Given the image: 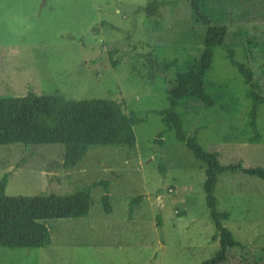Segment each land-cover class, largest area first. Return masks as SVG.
Instances as JSON below:
<instances>
[{
  "label": "rangeland",
  "instance_id": "obj_1",
  "mask_svg": "<svg viewBox=\"0 0 264 264\" xmlns=\"http://www.w3.org/2000/svg\"><path fill=\"white\" fill-rule=\"evenodd\" d=\"M152 1L0 0V103L30 90L39 100L58 98L64 119H70L55 122L47 109L38 112L42 118L27 114L23 122L26 113L17 112L24 106L0 105V136L6 141L0 142V179L9 174L5 194L51 234L48 248H29V239L0 208V264H200L218 251L202 192L203 164L171 131L162 147L152 141L164 129L154 111L167 107L176 70L155 75L144 60L151 53L182 66L199 52L205 28L188 0H158L156 15L148 17L144 8ZM205 2L215 24L264 31V0ZM234 51L236 61L258 71L243 47ZM205 88L213 105L187 99L178 109L186 135L207 152L218 149L222 165L264 168V105L252 143L247 86L219 47ZM130 112L144 122L128 125ZM101 139L111 144H95L75 169L62 168L65 143ZM97 181L109 183L110 214L101 205L103 187L87 193ZM138 197L130 214L129 203ZM215 197L234 239L264 249V183L226 172ZM252 257L231 250L225 264H249Z\"/></svg>",
  "mask_w": 264,
  "mask_h": 264
},
{
  "label": "trees",
  "instance_id": "obj_2",
  "mask_svg": "<svg viewBox=\"0 0 264 264\" xmlns=\"http://www.w3.org/2000/svg\"><path fill=\"white\" fill-rule=\"evenodd\" d=\"M188 1L190 2L191 10L194 11L195 18L205 28V35L199 52L186 60L182 66L176 65L178 63L177 60H162L151 53H147L144 57L145 65L150 68L152 74L164 73L172 68L176 70L174 84L166 92L167 107L154 111L155 114L160 116V121L164 129L159 131L153 143L161 145L165 132L171 131L174 133L175 140L183 144L186 149L190 151L194 159L202 163L205 168V179L202 184V192L205 198V207L209 211L210 218L214 225L215 234L212 239L218 241L219 249L212 258L200 264H225L231 250L239 251L243 256L252 254L253 257L249 264L264 263V249H250L243 246L234 239L232 233L225 227L224 223L228 219V215L225 212L218 211L217 199L215 197V189L219 182V177L223 173L241 172L249 176L257 177L264 183V168H247L244 167L241 162L222 165L219 161V154L217 152H207L197 142L196 138H191L186 135L183 130L182 116L178 110L182 102L187 99H195L208 106L213 105L214 101L205 88V77L207 72L211 69L214 51L219 47L225 52L226 58L229 60L230 64L238 70L239 75L243 78L247 86L246 96L251 101L248 111L247 127L255 132V137L248 138V141L252 143L257 142L258 108L260 105H264V95H262V92L260 93L261 81L264 80V31L260 30L261 32L258 33L250 32L248 29L235 28L232 23L215 24L213 15L207 7L205 0ZM159 8L160 2L158 0H153L144 8V11L148 17H154ZM240 46L245 50L247 62L252 65L256 64L258 71H252V69L245 64L236 61L234 49ZM115 54L116 51L109 52L111 61ZM112 64L114 67L117 66V62L115 61H113ZM48 100L49 101L39 100L36 94L29 90L24 99L7 101L6 103H0V105L7 107V104L16 102L17 106H24L22 108L27 111L25 110L22 112L18 110L17 112L18 115L26 113L22 119L23 122H26L27 114H31V118L33 119L35 116L42 118V114L38 112L47 109H49L47 116L53 117L55 122H58L56 120L59 118L64 119L65 104L59 101L58 98ZM7 110L11 111V109L8 108ZM13 113L15 112L13 111ZM65 121H70V119H64L63 122L65 123ZM142 122H144V119L138 117V112H130L128 125L138 126ZM119 127L121 126L119 125ZM56 129H58V125ZM20 131L21 130H18L16 132ZM6 133L10 134L9 131H6L4 133L5 137L7 136ZM126 134L131 138L129 132H126ZM36 136H39V133L34 134L35 138ZM2 138L3 137L0 136V142H2V140L6 142L5 139ZM28 140L27 138V141ZM108 140L109 139H101L99 143L94 141L65 143L62 168L66 171L73 170L85 159L91 146L95 144H111ZM31 145L32 142H29L28 146ZM161 167L162 166H160V168ZM8 178L9 174L5 173L0 179V208L12 216L16 225L29 239V248H48L51 244L50 228L29 219L22 208L5 195ZM108 185L109 183L107 181H98L93 182L87 188V193H89L92 188L98 186L104 187L106 192L101 198V205L106 215L111 213L107 195ZM140 201L141 197H138L129 203L130 214L132 208L137 206ZM156 224L158 228H161L162 223L158 217L156 218Z\"/></svg>",
  "mask_w": 264,
  "mask_h": 264
},
{
  "label": "crops",
  "instance_id": "obj_3",
  "mask_svg": "<svg viewBox=\"0 0 264 264\" xmlns=\"http://www.w3.org/2000/svg\"><path fill=\"white\" fill-rule=\"evenodd\" d=\"M24 98H25V97H24ZM24 98H21V99H24ZM158 116H159V115H158ZM159 117H160V116H159ZM142 119H144V118H142ZM139 125H140V124H139ZM130 126H131V125H130ZM130 136H131V134H130ZM131 138H132V137H131ZM154 139H155V138H154ZM154 139H153V140H154ZM153 140H152V141H153ZM159 146H161V147L163 146V138H162V144L159 145ZM89 149H90V148H89ZM217 150H218V149H215V150H213V151H211V152H217V153L219 154V158H220V157H221L220 152L217 151ZM88 151H89V150H88ZM87 153H88V152H87ZM86 155H87V154H86ZM85 157H86V156H85ZM83 161H84V160H83ZM83 161H82V162H83ZM82 162H81V163H82ZM79 164H80V163H79ZM79 164H78V165H79ZM74 169H75V168H74ZM97 182H98V181H97ZM92 183H93V182H92ZM92 183H91V184H92ZM7 184H8V183H7ZM91 184H90V185H91ZM6 187H7V186H6ZM101 187H102V186H101ZM103 188H104V187H103ZM105 192H106V191H105ZM5 195H6V194H5Z\"/></svg>",
  "mask_w": 264,
  "mask_h": 264
},
{
  "label": "water",
  "instance_id": "obj_4",
  "mask_svg": "<svg viewBox=\"0 0 264 264\" xmlns=\"http://www.w3.org/2000/svg\"><path fill=\"white\" fill-rule=\"evenodd\" d=\"M160 204V203H159Z\"/></svg>",
  "mask_w": 264,
  "mask_h": 264
}]
</instances>
